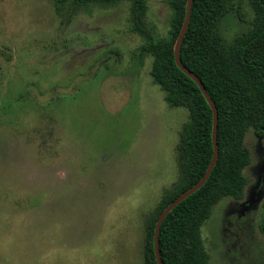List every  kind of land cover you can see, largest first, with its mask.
Here are the masks:
<instances>
[{
    "label": "rangeland",
    "instance_id": "374dc122",
    "mask_svg": "<svg viewBox=\"0 0 264 264\" xmlns=\"http://www.w3.org/2000/svg\"><path fill=\"white\" fill-rule=\"evenodd\" d=\"M144 1L152 38L171 39L169 3ZM129 7L0 0V264H145L163 204L192 181L188 107L139 60ZM232 11L228 41L252 18L247 0ZM243 147L241 195L199 227L207 264H264V134L247 127Z\"/></svg>",
    "mask_w": 264,
    "mask_h": 264
},
{
    "label": "trees",
    "instance_id": "16d2710c",
    "mask_svg": "<svg viewBox=\"0 0 264 264\" xmlns=\"http://www.w3.org/2000/svg\"><path fill=\"white\" fill-rule=\"evenodd\" d=\"M54 1L59 10L69 0ZM72 1L80 6L121 0ZM128 1L130 29L145 38L138 51L139 60L150 54L153 60L149 74L164 91V99L171 106L184 104L189 110V119L180 134L179 162L183 170L189 171L192 181L181 193L202 177L212 155L211 109L196 83L176 66L173 58V45L183 21L186 0H166L173 9L171 39L158 41L145 25V1ZM239 1H192L179 56L183 65L201 80L216 106L218 155L206 182L163 219L158 236L163 264H207L199 227L222 197L241 195L240 171L249 162L248 152L243 147L247 127L264 134V0H247L252 18L245 30L228 41L222 36L220 25L233 12L235 4L238 8ZM178 194L169 198L162 209ZM261 230L264 233V226ZM145 264H156L152 234Z\"/></svg>",
    "mask_w": 264,
    "mask_h": 264
},
{
    "label": "water",
    "instance_id": "95a60500",
    "mask_svg": "<svg viewBox=\"0 0 264 264\" xmlns=\"http://www.w3.org/2000/svg\"><path fill=\"white\" fill-rule=\"evenodd\" d=\"M193 0H186L185 2V8H184V17L183 21L180 27V30L177 34V37L174 41L173 45V58L176 66L186 75H188L198 86L199 90L201 91L202 95L204 96L207 104L209 105L211 112H212V128H211V142H212V155L210 158V161L208 163V166L203 173L202 177L196 181L193 185H191L189 188L185 189L181 193H179L172 201L166 204V206L160 211L158 214L156 221L154 223L153 232H152V250L153 255L155 258L156 264H163L161 261L160 253H159V246H158V236H159V229L161 226V223L163 219L166 217V215L171 211V209L176 206L180 201H182L185 197L189 196L193 192H195L197 189H199L208 179L213 166L215 165V162L217 160L218 155V145H217V109L210 98L209 94L207 93L204 85L202 84L201 80L192 72L190 71L185 65H183L180 56V45L182 42V39L186 33V30L188 28L189 20H190V11L192 6ZM248 202H251L248 200Z\"/></svg>",
    "mask_w": 264,
    "mask_h": 264
}]
</instances>
